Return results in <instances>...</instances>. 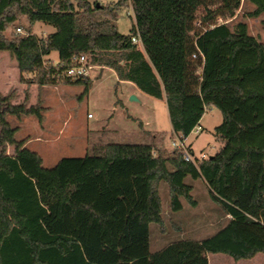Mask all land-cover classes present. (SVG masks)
<instances>
[{"label":"trees","instance_id":"trees-1","mask_svg":"<svg viewBox=\"0 0 264 264\" xmlns=\"http://www.w3.org/2000/svg\"><path fill=\"white\" fill-rule=\"evenodd\" d=\"M75 1L0 0V51L16 60L20 81L54 84L53 66L44 67L52 52L64 68L85 55L120 81L165 100L172 129L184 138L208 108L219 109L223 122L215 137L221 147L194 164L179 149L108 143L46 168L8 121L35 116L43 123L45 108L40 101L30 105L28 92L19 104L16 90L0 93V264H209V254L235 261L264 254V43L243 22L197 30L203 0L119 1L117 8L133 11L128 35L114 19L98 18L103 8ZM221 1L230 16L241 6V0ZM247 1L255 6L250 17L264 15V0ZM106 12L115 15L114 8ZM23 17L55 32L46 39L7 38V29ZM63 81L84 85L87 96L92 88L90 78ZM188 177L207 183L231 221L206 240L174 242L151 254V224L165 231L160 184H168L171 209L179 212L182 199L196 204Z\"/></svg>","mask_w":264,"mask_h":264},{"label":"rangeland","instance_id":"rangeland-1","mask_svg":"<svg viewBox=\"0 0 264 264\" xmlns=\"http://www.w3.org/2000/svg\"><path fill=\"white\" fill-rule=\"evenodd\" d=\"M71 1L76 3L75 0ZM87 1L94 8H98L97 5H100L99 9H104V11L97 13L99 19H114L117 29L121 34L128 35L131 32L135 24V19L130 6L117 8L119 0ZM107 8H114L115 15H109L106 12ZM221 8V0H203V4L197 13L196 29L202 30L203 26L217 25L219 23L218 18L221 17L232 29L241 22L246 23L249 28V34L264 43V15L258 18L250 17L249 14L255 10L253 4L247 0H241V6L234 16L225 13ZM205 18L209 19L204 22ZM54 32L55 29L53 27L43 23L30 25L27 18L23 17L17 23L10 26L5 32V35L9 39H13L33 34L39 38L46 39L50 35L49 33ZM138 47L143 50L142 46ZM53 53L54 56L46 58L44 65L46 69H49L59 62L56 57L57 52ZM5 60L1 62V68L4 66ZM11 60H14L12 56ZM198 70L201 72L200 67ZM100 71H102L101 67L92 71L90 77L92 83V78H97L98 76L96 74ZM34 77L35 75L27 76L28 79ZM56 80L58 82L47 85L50 86L47 93L41 92L43 86L36 84L40 88L37 103L40 101L45 108L43 123H40L35 116L24 117L23 121H18L20 119L15 116H8V121L12 127L21 126V132H17L16 138L18 140H25L26 142L29 140L30 142L27 148L40 153L39 155L42 157L46 168L54 167L64 158L85 157L91 154L94 148L106 145L108 142L119 143L118 141H120V138L118 136L102 139L104 138L103 135L101 137L94 132L88 131V129H95L99 121L108 117L109 111L112 110L117 103L116 92L119 86L115 75L104 72L103 78L98 80L94 87L91 88V97H89L90 92L88 96L86 95L85 86L82 84L72 85L63 81V79L56 78ZM32 84L35 83L28 84V86ZM60 85L68 86L66 89H61L63 97L65 96L67 101V105L59 101V90L57 89L58 91H55L54 87ZM11 92L12 91H10V93ZM27 92L29 93V90H27L26 93ZM48 98L50 99L48 100ZM130 99L131 96H129V92H126L123 100L128 106L127 111L136 117L144 119L149 117L150 119L152 115L151 110L155 109V112L153 111V123H155V128L150 127L149 129H158L160 131V134H157V142L163 144L160 149L164 150V146L166 145L172 146V141L176 136L171 132V122L169 120L167 108L153 98H151V100L154 101L143 99V104L130 102ZM46 106L50 108L48 109ZM47 111H49V114L45 121ZM125 112L126 109L124 110V113ZM88 114L94 115L95 119L88 120ZM222 122L223 115L221 111L215 107L208 108L202 120L204 131H202L201 137L199 136L198 138L196 136L197 134L193 133L190 140L187 142L188 145L197 140L196 143L199 148L204 147L206 150V152H198V155L205 153L209 156V154L216 153L219 149V142L216 141L213 133L215 132V128L221 125ZM135 126L138 127V125ZM146 135H142L141 138H147ZM149 137H151L150 134ZM125 139L126 141L130 140V138ZM10 148H8V153L12 154L13 147ZM172 150L173 149L170 148L166 151L171 152ZM186 182L193 186L192 196L196 204L192 205L185 199H182L183 209L179 212H173L171 209L168 184L165 182L160 184L159 192L162 200L165 231H162L159 225L151 224V254L162 251L163 248L174 242H199L206 240L219 233L231 221V217L226 215L223 206L211 197L209 188L203 179L193 180L191 177H188ZM211 260L212 264H264V254H258L253 259L240 261H235L232 257L225 254H215L211 256Z\"/></svg>","mask_w":264,"mask_h":264},{"label":"crops","instance_id":"crops-1","mask_svg":"<svg viewBox=\"0 0 264 264\" xmlns=\"http://www.w3.org/2000/svg\"><path fill=\"white\" fill-rule=\"evenodd\" d=\"M134 16V15H133ZM52 34V33H49ZM54 56V53L52 52L50 57ZM57 60H59V54L57 53ZM6 59V60H5ZM5 60V64L4 66L1 68L0 66V93H2L3 95L7 96L10 91L16 90L17 91V99L14 101L15 104H19L21 102L24 101L25 99V93L27 90H29L30 93V104L31 105H35L37 103V98L39 95V91L40 88L36 85V84H32L30 86H28L25 83H22L20 81V71L18 69V64L16 62V60H11V55L9 52L6 51H0V64L1 62ZM100 72H98L96 75L98 76L97 78H92V88L94 87V85L96 84V82L100 79L103 78L104 72H109L113 75H115L116 81L118 83V89L116 92V98H117V103L116 105L113 107L112 110L109 111L108 113V117L103 118L101 121H99V123H97L96 128L95 129H88L89 132H94L98 135H100L102 137V135L104 136V138L102 139H107V137H111V136H118L120 139L119 144H132V145H153L156 146L158 148H162L163 144H160L159 142H157V134H160V131L158 129H149L150 127H154L155 123H153V111L155 112V109H152V115L149 119L148 118H140V117H136L130 113H128L127 109L128 106L126 105L125 101L123 100L124 95L126 94V92H129V96H136L138 98V101H131L130 102H137L140 104H143V99H156L152 96H149L145 93H143L135 84H133L132 82L129 81H120L118 79L117 74L110 68L107 67H101ZM94 73V72H93ZM67 85H60L55 88V91L59 90V101L61 103H66L67 105V101L65 99V96L63 97V93L61 92V89L63 88H67ZM50 86H43L41 88V92L43 93H47V91L49 90ZM58 89V90H57ZM66 93V92H65ZM45 95V94H44ZM91 97V92H90V96ZM45 99V96H44ZM50 98H48L49 100ZM159 103H162L168 111V107H167V103L165 100H158ZM154 101V100H151ZM158 103V102H157ZM46 108H50L49 106H46ZM126 109V112L124 113V110ZM49 111L46 112V118L45 121L47 119V115ZM88 116V115H87ZM168 116H169V112H168ZM204 118V117H203ZM202 118V120H203ZM20 120L18 121H23V118H18ZM95 119V116L93 115V118H88V120H93ZM169 120H170V116H169ZM202 120L200 122V127L202 128L201 132L199 134H197L196 136L199 138V136L201 135L202 131H204V128L202 127ZM171 122V121H170ZM135 125H138V127H136ZM15 128H18V132H21V126H16ZM155 128V127H154ZM171 132L173 135H175L176 137L180 136L178 134H176L173 129H172V125H171ZM146 135L147 138H141L142 135ZM149 134L151 135V137H149ZM193 133H191L192 135ZM215 136V132L213 133ZM186 138V142H188L190 140V137ZM201 137V136H200ZM125 138H130V140L126 141ZM197 138V139H198ZM216 139V137H215ZM197 140L193 141L192 143H189L190 149L192 150V152L196 155V156H200L198 155V152H206L205 148H199V146L196 143ZM216 141H218L216 139ZM29 140L25 143V147H27V145L29 144ZM219 142V141H218ZM108 143H113V142H108ZM188 144V143H187ZM173 149L172 146H164V150L166 149ZM221 147V143L219 142V149ZM219 149L216 151V153L214 154H209V157L211 156H215ZM11 151V148H10ZM12 154H9L11 156L14 155V148L12 150ZM9 152V151H8ZM36 152V151H34ZM38 153V152H36ZM40 154V153H38ZM200 180V179H198ZM206 183V182H205ZM207 184V183H206ZM208 186V185H207ZM209 188V187H208ZM210 191V189H209ZM164 249V248H163ZM215 255V254H209L208 255V259H209V264H212V260H211V256ZM216 255H220V254H216Z\"/></svg>","mask_w":264,"mask_h":264},{"label":"built area","instance_id":"built-area-1","mask_svg":"<svg viewBox=\"0 0 264 264\" xmlns=\"http://www.w3.org/2000/svg\"><path fill=\"white\" fill-rule=\"evenodd\" d=\"M119 1H125V0H119ZM127 1L130 2V0H127ZM218 21L219 23L217 25L226 24L221 17L218 18ZM132 42L133 44L137 46L143 47V43L139 37H133ZM193 58L196 59L197 55L196 54L193 55ZM98 67L100 66L91 64L89 59L85 55H80L72 59V64L69 67L64 68L62 65H60V62H57V64H54L53 66L54 73L52 74V78L71 80V81L83 80L85 78H90L92 71ZM88 118L89 119L93 118V115L88 114ZM201 130L202 128L198 126L192 131V133L199 134ZM172 147L173 149L181 150L184 154L185 160L188 162H192L194 164H197V161H199V159L205 160L209 158V156H207V154L205 153H202V155H200L199 157H196V155L192 152L189 145L187 144L186 138L182 136H178L175 139H173Z\"/></svg>","mask_w":264,"mask_h":264},{"label":"water","instance_id":"water-1","mask_svg":"<svg viewBox=\"0 0 264 264\" xmlns=\"http://www.w3.org/2000/svg\"><path fill=\"white\" fill-rule=\"evenodd\" d=\"M97 7L99 8L100 7V5H97ZM131 101H138V98L136 97V96H131V99H130ZM211 157H213V156H211Z\"/></svg>","mask_w":264,"mask_h":264}]
</instances>
